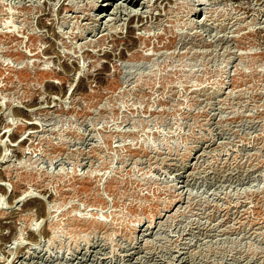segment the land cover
<instances>
[{
  "label": "rangeland",
  "instance_id": "374dc122",
  "mask_svg": "<svg viewBox=\"0 0 264 264\" xmlns=\"http://www.w3.org/2000/svg\"><path fill=\"white\" fill-rule=\"evenodd\" d=\"M130 1L0 0V264H264V0Z\"/></svg>",
  "mask_w": 264,
  "mask_h": 264
},
{
  "label": "bare ground",
  "instance_id": "6f19581e",
  "mask_svg": "<svg viewBox=\"0 0 264 264\" xmlns=\"http://www.w3.org/2000/svg\"><path fill=\"white\" fill-rule=\"evenodd\" d=\"M110 0H108V2H109ZM107 2V4H105L107 7L109 6V4L110 3H108ZM128 2V1H127ZM133 2V0H131L129 3H132ZM136 2H138V1H136ZM101 6H103V5H101ZM130 14V13H129ZM132 16H135V15H132ZM133 18V17H132ZM41 24H43V23H41ZM45 24V23H44ZM50 50H52V49H50ZM22 55V54H21ZM25 56V55H24ZM26 57V56H25ZM22 59H23V56H22ZM26 66V65H25ZM28 66V65H27ZM36 123L35 122H33V123H31L30 122V124H29V127L30 128H34V127H36ZM27 195V194H26ZM23 197V196H22ZM17 198H19V197H17ZM21 198V197H20ZM92 225H97V226H99V225H101V226H103V225H105L103 222H101V220L100 219H95V220H93L92 221Z\"/></svg>",
  "mask_w": 264,
  "mask_h": 264
}]
</instances>
